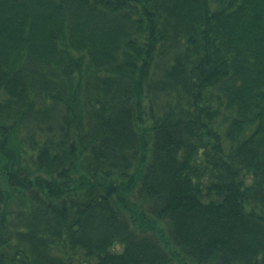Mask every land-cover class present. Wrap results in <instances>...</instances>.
I'll return each mask as SVG.
<instances>
[{"label": "trees", "instance_id": "1", "mask_svg": "<svg viewBox=\"0 0 264 264\" xmlns=\"http://www.w3.org/2000/svg\"><path fill=\"white\" fill-rule=\"evenodd\" d=\"M0 85V264H264V0H0Z\"/></svg>", "mask_w": 264, "mask_h": 264}, {"label": "bare ground", "instance_id": "2", "mask_svg": "<svg viewBox=\"0 0 264 264\" xmlns=\"http://www.w3.org/2000/svg\"><path fill=\"white\" fill-rule=\"evenodd\" d=\"M49 58H50V60H51V62H53V63H59V60L62 58V55H60V53H56V52H53V53H51L50 54V56H49ZM68 63V62H67ZM70 66H72L73 67V69H76V63L73 61V62H71L70 63ZM91 78L88 76L87 77V79H86V83H90L91 82ZM1 86L2 85H0V88H1ZM3 89V88H2ZM2 89H0V90H2ZM79 99V98H78ZM79 103H80V100H79ZM5 111V109H1L0 110V112L2 113V112H4ZM52 118L54 117V115H52L51 116ZM1 120V119H0ZM29 145H28V143H26L25 141H24V145H23V150L24 151H28L29 150ZM23 165V167L25 166V164H23V163H17L16 164V169L17 170H22L23 168H19V166L20 165ZM19 168V169H18ZM83 209H84V207H80V204H78L77 205V207L75 208V212H76V214L78 215V217H79V219H80V221H79V223L80 222H87V220L89 219L88 217H92V216H94V218H96L97 216L95 215V210H94V208H93V206H87L86 207V210H88V212H91L92 213V215H88V214H85V215H83L82 214V216L80 215L81 214V212L83 211ZM87 212V211H86ZM87 212V213H88ZM87 215V216H86ZM83 225H85V224H83ZM67 244H66V252H67V254H70L71 252H72V254H76V255H74V258H77V256L79 257L80 256V248L77 246V245H75V243H77L78 245H80L81 246V244H80V242L78 241V239H77V237L76 236H72V235H69L68 237H67V242H66ZM79 253V254H78ZM73 262H74V260H73Z\"/></svg>", "mask_w": 264, "mask_h": 264}]
</instances>
